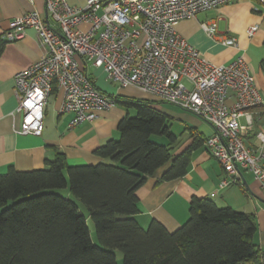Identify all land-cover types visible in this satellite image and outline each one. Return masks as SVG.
<instances>
[{
	"label": "built area",
	"instance_id": "2783aa9c",
	"mask_svg": "<svg viewBox=\"0 0 264 264\" xmlns=\"http://www.w3.org/2000/svg\"><path fill=\"white\" fill-rule=\"evenodd\" d=\"M232 2L84 0L83 7H75L66 0H46L47 14L58 28L36 10L13 20L3 36L6 42L22 40L33 28L45 48L42 59L15 76L17 111L24 116L17 133L42 135L55 87L63 93L59 113L73 115L71 129L96 120L98 111L118 107L117 97L101 92L87 72L103 70L119 89L136 90L210 124L214 135L205 147L225 172L220 188L243 185L245 171L264 198V133H258L256 149L246 141L254 129L255 111L263 104L249 66L242 57L216 66L177 32L181 22ZM258 2L264 6V0ZM201 29L224 46H238L234 38L219 37L217 21L201 23Z\"/></svg>",
	"mask_w": 264,
	"mask_h": 264
},
{
	"label": "trees",
	"instance_id": "16d2710c",
	"mask_svg": "<svg viewBox=\"0 0 264 264\" xmlns=\"http://www.w3.org/2000/svg\"><path fill=\"white\" fill-rule=\"evenodd\" d=\"M4 45L0 38V55ZM117 100L136 116L128 114L119 123L120 138L95 152L111 163L70 166L67 156L58 153L44 169L11 167L0 176V264H118L117 252L124 264H263L254 242L255 216L208 198H192L190 219L175 232L156 220L147 229L140 226L134 218L137 191L169 163L162 181L185 177L192 152L204 140L197 137L174 157L170 146L153 140L177 141L170 117L156 108L161 103ZM65 190L70 198L61 193ZM81 205L94 224L97 243Z\"/></svg>",
	"mask_w": 264,
	"mask_h": 264
},
{
	"label": "crops",
	"instance_id": "0c3cea01",
	"mask_svg": "<svg viewBox=\"0 0 264 264\" xmlns=\"http://www.w3.org/2000/svg\"><path fill=\"white\" fill-rule=\"evenodd\" d=\"M66 1L71 6H84V0ZM34 10L39 12L45 22L58 28L47 14L46 0H34L33 4L28 0H0V38L4 40L3 36L13 20ZM212 20L218 22L219 37L236 39L237 47L224 46L201 29V23ZM254 28L257 29L249 37V31ZM177 32L216 66L229 65L239 57L245 60L263 98V104L255 111L254 129L246 138L249 147L258 148L260 141L257 135L264 133V6L257 0H234L217 10L200 14L197 19L181 22ZM4 42L0 55V176L6 175L11 167L19 172L44 169L47 161L54 160L58 153L67 156L70 166L111 163L95 152L108 141L120 138L119 123L130 114L122 106L98 111L96 120L71 129L73 115L59 113L63 93L57 91L48 101L42 135L17 133L21 130L24 116L17 111L15 76L42 59L45 48L33 28L28 29L20 41ZM87 72L104 94L130 97L126 90L110 82L104 71L88 68ZM140 99L152 100L148 97ZM233 102L230 99L227 104L231 106ZM162 105L156 108L170 117V131L177 137L174 144L171 145L169 141L165 144L171 147L174 157L191 148L197 137L203 139L204 143L192 152L191 164L185 177L162 181L171 163L148 177L146 184L137 191L139 213L134 218L144 229L156 220L170 232H175L190 219L193 197L211 199L219 207H230L237 212L255 216L257 232L254 242L263 255L264 264V198L259 184L250 173L244 171L243 185L221 189L225 172L205 147L206 140L214 135L213 127L194 114L172 105ZM241 122L245 124L244 120ZM61 193L71 197L69 190ZM86 217L89 225L91 218L89 214ZM89 227L94 240V231Z\"/></svg>",
	"mask_w": 264,
	"mask_h": 264
},
{
	"label": "rangeland",
	"instance_id": "374dc122",
	"mask_svg": "<svg viewBox=\"0 0 264 264\" xmlns=\"http://www.w3.org/2000/svg\"><path fill=\"white\" fill-rule=\"evenodd\" d=\"M105 76L107 78L106 73H105ZM126 91H127L128 95L130 97H134V98H137V99H140V98H143V97H148V96H146V95H144V94H142V93H140V92H138L136 90H133V89H126ZM148 98H150V97H148ZM150 99H152V98H150ZM161 106H163V105L161 104ZM128 112L130 113L131 117H135L136 116V111L135 110H129ZM174 128H177V127H174ZM153 140H154L155 143H158L160 145L168 144V140L165 137H153ZM81 208H82L83 213L85 215H87L88 214L87 209L85 207H83L82 205H81ZM89 225L91 226L92 230L94 231V240L97 242V240H96L97 235L95 234L96 232H95V227H94L93 222L90 221ZM117 260H118V264H124V259H123V255H122L121 252H117Z\"/></svg>",
	"mask_w": 264,
	"mask_h": 264
}]
</instances>
